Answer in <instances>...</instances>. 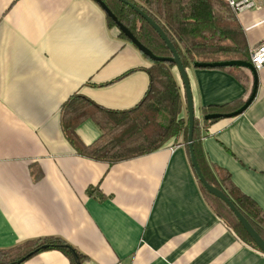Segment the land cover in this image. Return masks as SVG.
Returning a JSON list of instances; mask_svg holds the SVG:
<instances>
[{"label":"crops","instance_id":"obj_1","mask_svg":"<svg viewBox=\"0 0 264 264\" xmlns=\"http://www.w3.org/2000/svg\"><path fill=\"white\" fill-rule=\"evenodd\" d=\"M237 15L251 50L264 40V0ZM151 66L96 0H0V250L59 238L81 264H264V252L207 201L182 136L113 163L80 154L66 137L61 111L72 95L132 108L148 90ZM187 71L203 157L264 211V67L246 110L212 123L203 108L246 102L254 74L246 67L245 83L220 67ZM77 133L87 145L102 134L92 118ZM21 264L76 261L53 248Z\"/></svg>","mask_w":264,"mask_h":264},{"label":"trees","instance_id":"obj_2","mask_svg":"<svg viewBox=\"0 0 264 264\" xmlns=\"http://www.w3.org/2000/svg\"><path fill=\"white\" fill-rule=\"evenodd\" d=\"M135 36L156 55L169 57L172 53L156 31L136 10L120 0H103ZM151 16L174 43L184 66L196 62L209 63L229 60L250 61V48L237 12L223 0H130ZM110 26L116 22L107 15ZM120 36L129 40L123 33ZM130 41V40H129ZM131 42V41H130ZM145 55V54H144ZM146 56V55H145ZM147 57V56H146ZM148 58V57H147ZM148 69L150 82L143 99L126 110H111L81 94L72 95L63 105L61 121L66 137L82 155L96 160L117 162L157 150L171 138L183 137L188 145V120L182 117L186 103L174 73L175 64L154 61ZM247 83L246 67L226 66ZM244 100L203 108V118L214 113L233 112ZM92 118L101 129V136L85 144L77 133L79 124ZM200 119H195L194 149L197 161L207 181L221 189L245 215L264 238V211L232 181L227 170L213 172L200 150ZM199 179V177H198ZM204 195L217 215L247 245L262 251L243 227L226 202L211 194L199 179ZM68 245L59 238L27 241L11 249L0 250V264L17 262L29 253L60 248L72 256ZM263 252V251H262ZM80 260L83 258L78 253Z\"/></svg>","mask_w":264,"mask_h":264},{"label":"water","instance_id":"obj_3","mask_svg":"<svg viewBox=\"0 0 264 264\" xmlns=\"http://www.w3.org/2000/svg\"><path fill=\"white\" fill-rule=\"evenodd\" d=\"M101 7L105 10L108 16H110L115 22L120 30V33H123L143 54H145L149 59L154 61H169L174 63L180 73V76L182 78V84L184 88V95L186 98L187 103V113H188V127H189V133H188V145L190 149V155H191V161L193 164V167L202 182V184L206 187V189L211 193L216 195L217 197L221 198L224 202L228 204V206L231 208V210L236 214L239 221L242 223L243 227L246 229V231L250 234V236L254 239L255 243L259 246V248L264 252V238L257 232V230L253 227V225L249 222V220L245 217V215L238 209V207L234 204V202L226 195L225 192H223L218 187L210 184L205 176L202 173V170L199 166V163L197 161V157L195 154L194 149V127H195V119L196 116V109L193 99V93L191 89L189 74L187 71V68L184 66L181 56L179 55L174 43L171 41V39L168 37L166 32L163 30V28L151 17L149 16L143 9H141L138 5L133 3L130 0H120L129 6H131L134 10H136L143 18H145L160 34V36L163 38L167 46L169 47L172 56L169 57H163L156 55L151 49H149L147 46H145L136 36L135 34L126 26L124 25L116 16V14L107 6V4L103 0H96ZM196 67H226V66H243L249 68L253 74H254V88L249 96L248 100L244 103V105L230 113L226 114H220V113H214L209 114L205 116V119H214V118H220V117H233L236 115H239L243 113L246 108L251 104L253 99L255 98L256 92H257V69L254 67L253 63L250 61H242V60H229V61H220V62H209V63H202V62H196L194 64ZM70 252L72 253L76 264H81V260L79 258L78 253L75 249L72 247H69ZM33 255L32 253H29L28 255L22 257L17 262H13L10 264H21L23 261H25L28 257Z\"/></svg>","mask_w":264,"mask_h":264},{"label":"built area","instance_id":"obj_4","mask_svg":"<svg viewBox=\"0 0 264 264\" xmlns=\"http://www.w3.org/2000/svg\"><path fill=\"white\" fill-rule=\"evenodd\" d=\"M227 2L237 13L257 5V0H223ZM250 62L259 70L264 67V40L250 50ZM120 264V263H118Z\"/></svg>","mask_w":264,"mask_h":264}]
</instances>
